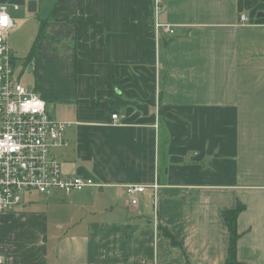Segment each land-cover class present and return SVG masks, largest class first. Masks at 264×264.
Returning <instances> with one entry per match:
<instances>
[{"label": "crops", "instance_id": "crops-1", "mask_svg": "<svg viewBox=\"0 0 264 264\" xmlns=\"http://www.w3.org/2000/svg\"><path fill=\"white\" fill-rule=\"evenodd\" d=\"M27 2L0 0L14 73L65 123L64 173L100 186L22 194L1 264H223L237 206L236 260L264 264V0Z\"/></svg>", "mask_w": 264, "mask_h": 264}, {"label": "built area", "instance_id": "built-area-1", "mask_svg": "<svg viewBox=\"0 0 264 264\" xmlns=\"http://www.w3.org/2000/svg\"><path fill=\"white\" fill-rule=\"evenodd\" d=\"M154 4L161 9V0ZM240 20L247 17L240 15ZM15 26L8 5L0 3V213L19 204L25 192L68 195L100 186L92 178L65 174L54 156L53 149L63 143L65 123L58 121L47 103L15 75L14 52L6 43L9 30ZM110 117L118 122L120 115L112 113ZM145 188L126 185L132 205L137 204Z\"/></svg>", "mask_w": 264, "mask_h": 264}, {"label": "trees", "instance_id": "trees-1", "mask_svg": "<svg viewBox=\"0 0 264 264\" xmlns=\"http://www.w3.org/2000/svg\"><path fill=\"white\" fill-rule=\"evenodd\" d=\"M40 34H41V31H40ZM30 53L31 54L34 53V45L31 48ZM240 209H241V206H237L235 209L227 210L224 212V217L227 222L230 239H229L227 258L223 264H241L240 262L236 260V241L238 238V234L235 228L236 219L240 212Z\"/></svg>", "mask_w": 264, "mask_h": 264}, {"label": "rangeland", "instance_id": "rangeland-1", "mask_svg": "<svg viewBox=\"0 0 264 264\" xmlns=\"http://www.w3.org/2000/svg\"><path fill=\"white\" fill-rule=\"evenodd\" d=\"M16 44H17V46L21 47L22 50L26 49L27 48L26 37L25 36H22V35H18L17 36V39H16ZM21 48H20V50H21ZM15 75L18 76L19 80L24 85H27V86L31 87L30 84H34V81L29 82V75L26 74V72L25 73H22V75H20V69L18 68V66L16 68ZM37 197H40V195H38Z\"/></svg>", "mask_w": 264, "mask_h": 264}, {"label": "water", "instance_id": "water-1", "mask_svg": "<svg viewBox=\"0 0 264 264\" xmlns=\"http://www.w3.org/2000/svg\"><path fill=\"white\" fill-rule=\"evenodd\" d=\"M27 10L29 12H33L36 10V0H28L27 2ZM138 109L146 110V106L143 105H135Z\"/></svg>", "mask_w": 264, "mask_h": 264}]
</instances>
